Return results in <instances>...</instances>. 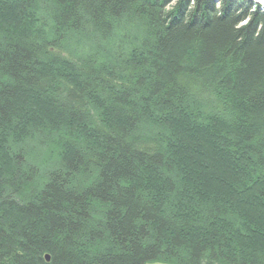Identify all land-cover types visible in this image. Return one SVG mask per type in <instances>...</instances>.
<instances>
[{"label": "trees", "instance_id": "16d2710c", "mask_svg": "<svg viewBox=\"0 0 264 264\" xmlns=\"http://www.w3.org/2000/svg\"><path fill=\"white\" fill-rule=\"evenodd\" d=\"M240 2L0 0V264H264V10Z\"/></svg>", "mask_w": 264, "mask_h": 264}, {"label": "bare ground", "instance_id": "6f19581e", "mask_svg": "<svg viewBox=\"0 0 264 264\" xmlns=\"http://www.w3.org/2000/svg\"><path fill=\"white\" fill-rule=\"evenodd\" d=\"M236 1H239V0H236ZM244 1L245 2H240L239 4L240 5L244 4L246 6H247V4H249V6H248V7H250L249 12H255L258 9L264 10V5H263L264 4V0H262V1L261 0H244ZM217 4L219 6V2H217ZM245 22H246L245 20H242L240 25H244ZM21 145H23V147L26 148V150H30L31 149L30 143L28 141H26V140H21ZM3 164L6 165V164H8V162L0 160V167ZM3 172L0 173V176L3 175ZM45 258H46V260H49L50 259L49 254H45ZM148 264H165V263L154 262L153 261V263H148Z\"/></svg>", "mask_w": 264, "mask_h": 264}, {"label": "rangeland", "instance_id": "374dc122", "mask_svg": "<svg viewBox=\"0 0 264 264\" xmlns=\"http://www.w3.org/2000/svg\"><path fill=\"white\" fill-rule=\"evenodd\" d=\"M24 132V131H23ZM12 133V134H11ZM14 133L13 132H10V131H6V133L4 134L5 135V137L7 136V137H10V136H12ZM15 135H18L17 137H20V136H23V134L22 133H19L18 132V134L15 132ZM29 136V135H28ZM26 139V138H25ZM14 140H17V138H15L14 137ZM29 141V143L31 144V145H36V146H39V142H37L36 140H35V138H31L30 140H28ZM42 149V148H41ZM43 151V153H46V150H42ZM1 154H0V159H2L1 158ZM1 169H2V171H5L2 167H0Z\"/></svg>", "mask_w": 264, "mask_h": 264}, {"label": "water", "instance_id": "95a60500", "mask_svg": "<svg viewBox=\"0 0 264 264\" xmlns=\"http://www.w3.org/2000/svg\"><path fill=\"white\" fill-rule=\"evenodd\" d=\"M262 1V0H261ZM264 5V4H263Z\"/></svg>", "mask_w": 264, "mask_h": 264}]
</instances>
